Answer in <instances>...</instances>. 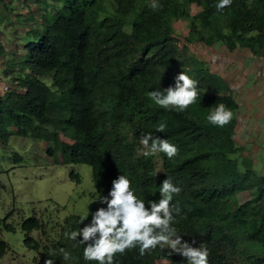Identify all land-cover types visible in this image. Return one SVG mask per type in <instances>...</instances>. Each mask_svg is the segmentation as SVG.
I'll list each match as a JSON object with an SVG mask.
<instances>
[{
  "label": "trees",
  "instance_id": "16d2710c",
  "mask_svg": "<svg viewBox=\"0 0 264 264\" xmlns=\"http://www.w3.org/2000/svg\"><path fill=\"white\" fill-rule=\"evenodd\" d=\"M148 3L65 0L44 19L43 28L27 30L34 45L6 62L11 88L0 95V129L14 126L20 136L45 141L56 162L90 165L98 197L124 173L148 207L147 201L160 199L159 185L170 176L182 189L173 199L181 209L175 227L182 241L207 244L209 264H264V176L232 157L239 151L235 117L223 128L206 119L218 103L234 114L239 103L225 78L189 47L221 42L231 52L241 47L264 55V0H234L221 12L215 0H161L157 11ZM194 4L201 8L195 15ZM180 19L190 20L184 45L175 34ZM2 47L0 57L6 53ZM182 71L199 82L197 102L184 112L155 105L149 92L174 85ZM47 76L50 85L43 79ZM160 122L167 123L165 132L155 130ZM147 132L175 143L178 154L144 156L138 164L137 143ZM244 192L251 198L241 201ZM80 216H67L56 238L36 215L23 219L25 245L38 253L33 264H44L60 247L72 252L69 264H84L83 246L74 249L64 236L78 227ZM90 219L91 214L84 223ZM2 229L0 219V260L10 250ZM117 259L118 264H187L181 254L159 247L144 256L133 249ZM54 260L64 264L61 257Z\"/></svg>",
  "mask_w": 264,
  "mask_h": 264
},
{
  "label": "rangeland",
  "instance_id": "374dc122",
  "mask_svg": "<svg viewBox=\"0 0 264 264\" xmlns=\"http://www.w3.org/2000/svg\"><path fill=\"white\" fill-rule=\"evenodd\" d=\"M65 0H2L0 6V43L6 51L0 57V76L11 83L5 73L7 60L29 51L34 35L27 30L43 28V21L53 17ZM50 2V3H48ZM192 6V14L200 11ZM190 20L175 23L180 45L187 44ZM129 29V27H128ZM191 50L205 60L211 70L225 78L239 103L234 117L237 120L235 142L239 151L232 155L246 162L258 175L264 176V55L258 56L245 48L229 51L221 42L206 45L190 43ZM18 62V59H17ZM18 66V64H15ZM49 85L51 77L43 78ZM65 140H69L65 137ZM46 143L32 136L23 137L14 126L0 129V219L1 235L10 250L0 264H33L37 251L26 247L23 219L36 215L53 238L58 225L71 214L87 216L90 209L105 206L99 202L93 181L92 167L86 163L55 161L45 150ZM143 146L137 143V163L144 158ZM158 174L162 162L155 158ZM241 163V162H240ZM243 170L244 164H240ZM251 198L249 192L239 195L241 201ZM89 214V215H90ZM15 227L8 230L4 224ZM32 236L40 237L38 231Z\"/></svg>",
  "mask_w": 264,
  "mask_h": 264
},
{
  "label": "clouds",
  "instance_id": "9594fccd",
  "mask_svg": "<svg viewBox=\"0 0 264 264\" xmlns=\"http://www.w3.org/2000/svg\"><path fill=\"white\" fill-rule=\"evenodd\" d=\"M234 0H215L217 12L230 8ZM148 7L157 11L163 7L161 0H149ZM199 82L193 79L186 71L175 77V84L167 88H154L149 92V98L155 105L167 111L184 112L197 102L200 95ZM234 118V112L224 103H218L208 113L206 119L209 124L223 128ZM264 127V123L261 124ZM166 122L155 126L158 132H165ZM140 143L143 146V155L146 157L163 153L167 158L175 157L179 148L168 139H162L153 132L141 135ZM157 174V173H156ZM132 179L127 174H121L112 181V187L107 195H100L98 199L103 205L91 212L89 217L81 215L77 220L78 227L64 232L72 247L83 246L82 259L84 264H118V255L123 256L128 251L137 249L139 255L144 256L152 250L169 249L170 253H179L186 258L187 264H209L211 249L207 244L193 246L182 241L175 223L181 209L173 203L174 196L182 189L167 175L159 185L160 199H141L132 186ZM83 224V227L79 225ZM49 258L44 264H55V257H61L64 264L72 260V252L65 247L53 249L48 253Z\"/></svg>",
  "mask_w": 264,
  "mask_h": 264
},
{
  "label": "built area",
  "instance_id": "2783aa9c",
  "mask_svg": "<svg viewBox=\"0 0 264 264\" xmlns=\"http://www.w3.org/2000/svg\"><path fill=\"white\" fill-rule=\"evenodd\" d=\"M10 88L11 83L0 76V95L6 93Z\"/></svg>",
  "mask_w": 264,
  "mask_h": 264
}]
</instances>
